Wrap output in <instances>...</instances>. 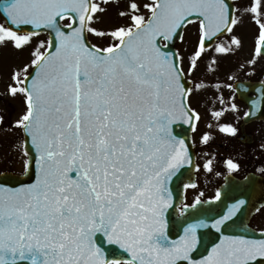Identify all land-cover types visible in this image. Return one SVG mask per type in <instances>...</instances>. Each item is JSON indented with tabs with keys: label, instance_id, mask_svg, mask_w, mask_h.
<instances>
[{
	"label": "snow or ice",
	"instance_id": "obj_1",
	"mask_svg": "<svg viewBox=\"0 0 264 264\" xmlns=\"http://www.w3.org/2000/svg\"><path fill=\"white\" fill-rule=\"evenodd\" d=\"M129 7L138 10L135 2ZM145 7L151 11L147 20L133 15V26L110 33L118 43L101 49L84 38L85 32L105 34L90 26L92 14L102 10L95 0H0L16 26L0 25V42L27 45L36 33L21 34L22 25L50 29L56 37L55 45L49 41L54 51L35 53L30 82L17 72L21 86L9 87L12 95L25 94L27 112L17 124L35 148L38 171L33 183L0 184V264H264V239L221 232L236 227L233 217L243 199L211 223L221 239L200 260L192 253L205 247L197 230L207 224H189L178 239L169 235V182L189 162L173 125L192 117L183 70L161 41L198 19L200 57L205 40L236 23L230 6L225 0H155ZM259 10L255 0L251 11ZM68 17L65 31L60 21ZM260 29L257 54L264 47V23Z\"/></svg>",
	"mask_w": 264,
	"mask_h": 264
},
{
	"label": "flooded vegetation",
	"instance_id": "obj_2",
	"mask_svg": "<svg viewBox=\"0 0 264 264\" xmlns=\"http://www.w3.org/2000/svg\"><path fill=\"white\" fill-rule=\"evenodd\" d=\"M232 2L236 23L211 48H204L200 57H195L201 36L199 22L192 24L196 26L193 43L186 30L183 39L176 43L181 68L191 83L188 105L195 120L192 141L197 163L195 180L186 185L180 214L185 206H192L197 200L216 201V194L219 192L221 198L226 186L242 184L243 200L256 208L248 225L264 233V47L261 54L256 51L260 47V23H264V0H260L258 14L251 11L255 0ZM219 47L227 51L220 52ZM10 80L4 81L8 82V88L15 82ZM4 124L7 123L0 120V127H5ZM224 126L237 131L235 134L222 131ZM16 134L19 152L22 137L19 132ZM229 160L239 167L229 169ZM26 166L24 153L0 154V176L23 175Z\"/></svg>",
	"mask_w": 264,
	"mask_h": 264
},
{
	"label": "water",
	"instance_id": "obj_3",
	"mask_svg": "<svg viewBox=\"0 0 264 264\" xmlns=\"http://www.w3.org/2000/svg\"><path fill=\"white\" fill-rule=\"evenodd\" d=\"M232 14L233 12L229 13L230 18H232ZM0 19L5 20L8 27H11L13 30H16V26L10 24V21L6 18V14L3 13L2 9H0ZM191 19L193 21L197 20L195 18H191ZM184 25L182 26V28L184 27ZM73 26L75 27V25ZM20 30L21 33L24 32H35L36 34L47 33L49 35L50 41L53 42V45H55L56 43L55 33L50 29H45V28L36 29L31 25H22L20 26ZM64 30L70 31V29L67 27H64ZM84 38H85V42L89 44L87 40L86 32ZM211 41H213V38L211 39ZM54 50L55 48L53 46L52 48L48 49L47 53ZM165 50H167L172 55V57L176 59L178 62L173 44L170 46V48H165ZM34 70L31 74H34ZM31 74L29 75V81H25L26 83L30 82ZM181 83L184 84L186 89H188L183 74L181 76ZM185 104L187 105V95L185 97ZM189 113L190 112L188 109V115ZM192 130H193L192 121L185 122L184 120H179L173 125V134L177 135L180 139H183L185 142L189 162L182 165L179 171L176 173V175L173 176L171 181L169 182V189L172 194V204L171 207L167 210V215L169 220V235L172 239H178L183 234L184 228L187 227L189 224H197L203 222L208 225V227L198 228L197 230L198 234H200L205 241V247L198 246L197 249L192 253V256L194 260H200L203 256H206L208 254V251L211 250L213 244L220 242L221 233L217 232L214 228H211L210 225L215 219H218L220 216L224 215L228 211L230 207L226 208L227 206L226 203L228 202L227 197H229L230 200H232L233 195L226 194L222 203L221 202L217 204L216 203L213 204V202L198 203L193 207L187 208L182 216L180 217L178 216V208L181 202L183 201V197H184L183 184L185 182H189V183L192 182L194 178V172L196 169L195 157L191 142ZM24 136H25V143H24L25 151L29 157L26 174L23 177L2 176L0 177V184L21 186L24 184L33 183L35 181L38 171L36 167L37 153L35 151V148L31 144L30 137L27 136L25 131H24ZM237 197L238 196H233V199H236ZM248 212H250L249 208H244V209L242 208L241 211L235 217H233V221L235 222L236 227L228 231H225L222 228L221 232H223L224 235H229V236L244 235L249 239H257V240L264 239V234L254 233L252 232V230H250L247 227ZM233 221H229L228 223L231 224L233 223ZM104 246L106 249L109 250L116 247L107 244H105Z\"/></svg>",
	"mask_w": 264,
	"mask_h": 264
},
{
	"label": "rangeland",
	"instance_id": "obj_4",
	"mask_svg": "<svg viewBox=\"0 0 264 264\" xmlns=\"http://www.w3.org/2000/svg\"><path fill=\"white\" fill-rule=\"evenodd\" d=\"M155 0H95L100 5V9L93 14V20L90 26L97 29L99 32L105 33L104 35H97L93 32H88L89 40L98 48H104L111 44L118 43L110 33L120 27L133 26L131 17L133 15H143L145 19L150 14V9L145 5L154 4ZM135 2L138 5V10L133 11L129 5ZM124 13V15H121ZM64 25L70 24L69 20L63 22ZM196 26L190 25L186 29V36H189V41L192 43L193 36H195ZM188 41V42H189ZM48 40L45 35H33L30 42L21 47H15L11 41L0 42V83H3L0 88V118L5 127L0 128V154H20L22 150L17 151V140L15 129L17 123L23 115L27 112V103L24 93L17 92L12 95L9 88L6 86L7 80L12 81L14 74L19 72L20 77L28 75L35 65L32 60L35 58V53H45L48 47ZM27 66V73L23 69ZM11 84V83H9ZM16 87V82L12 83ZM8 130H7V129ZM19 134L20 131H19Z\"/></svg>",
	"mask_w": 264,
	"mask_h": 264
}]
</instances>
